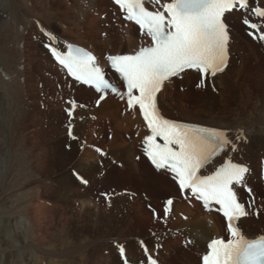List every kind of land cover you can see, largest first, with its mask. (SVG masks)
I'll return each mask as SVG.
<instances>
[{
	"label": "rangeland",
	"instance_id": "374dc122",
	"mask_svg": "<svg viewBox=\"0 0 264 264\" xmlns=\"http://www.w3.org/2000/svg\"><path fill=\"white\" fill-rule=\"evenodd\" d=\"M26 1L24 5L27 4L31 15L24 17L26 7L22 11L20 0H0L3 10L0 12V34L15 31V53H20L15 56L14 63H7L6 49L3 52L0 48V264H35L36 261V264H78L72 261V253L67 256L68 263L61 253L56 254L65 249L60 244L65 233L71 245L74 242V245L84 246L82 253L77 249L78 257L74 254L75 259L83 258V264H150L149 256L160 259L163 264H179L180 256L174 255L180 254L182 248H191L187 246L186 235L172 241L178 230L173 228L174 236L169 233L173 222L180 217L178 214L170 217L165 212L166 207L169 209L165 199L181 196L172 173H168V178L175 189L167 192L161 186H153L148 191L149 197L146 185L135 178L138 174L125 168L124 157L129 147H133L139 157H146L143 142L137 140L134 129L114 114L113 109L96 108L105 100L100 98V91L88 102L75 92L77 99L69 95L71 86L65 76L60 81L61 76L54 72L49 45L64 50L69 41L79 40L76 28L69 32L70 35L66 33L76 23L69 15L73 11L67 8L81 9L82 0ZM102 2L108 5L110 0ZM44 12L52 17L48 23L42 19ZM91 15L92 12L85 24L91 22ZM120 18L119 13L115 14L112 21L124 33L125 25ZM26 22L28 29L21 32ZM249 28L245 25L243 36L257 41L260 34H252ZM48 33L54 34L57 40H50ZM89 33V29L80 33L83 44L90 46L88 40H91L100 52L106 53L108 50L101 41L107 35L100 40ZM20 34L23 40L18 38ZM133 35L134 43L129 39H123V43L117 40L112 49L136 50L140 41L135 40L138 39L136 32ZM10 38L12 35H5L3 40L8 50L13 47V43L10 46L7 41ZM259 51L264 55L260 48ZM236 61L240 60L234 59L232 66ZM251 64L249 60L246 66L250 68ZM249 68L243 73L244 80L250 75ZM104 69L111 79V66L105 65ZM174 82L160 97L173 117L186 118L190 111H196L201 102L208 100L211 92L218 93L216 87L199 78L197 71L190 79L184 73L179 74ZM108 93L116 95L111 89ZM69 109H72L71 116ZM118 113L125 115L121 105ZM137 155L134 159L142 163ZM256 155L258 153L254 157ZM142 166L140 164V168ZM254 172L256 176L259 174V171ZM255 178L256 187L264 189L260 181L256 184ZM242 189L247 205L254 206L250 188L247 190L243 185ZM135 190H139L137 196ZM9 218L12 220L8 234L5 227ZM181 218L188 220L185 214H181ZM11 241L17 247H12ZM190 255L198 261L193 253Z\"/></svg>",
	"mask_w": 264,
	"mask_h": 264
},
{
	"label": "bare ground",
	"instance_id": "6f19581e",
	"mask_svg": "<svg viewBox=\"0 0 264 264\" xmlns=\"http://www.w3.org/2000/svg\"><path fill=\"white\" fill-rule=\"evenodd\" d=\"M25 1L26 0H20V6L22 11L24 7H26L24 9V17H27L28 15H31V11L29 14V8H27V4L24 5ZM102 1L103 0H82L81 2H83V5H80L81 9L68 7V10L71 9L73 11L72 14H69L70 18L72 17V22L76 23L73 24V28H70L66 33L68 35L69 32L73 31L76 28L79 40L69 41V43L66 44L64 50L60 49L57 45H53V47H57L64 52L67 51L68 44L77 45L83 47L84 49H87L96 57V64L102 68L103 72L106 74V77L109 78L106 70L104 69L105 65L111 64V62L107 58L109 56L115 55L132 54L135 51H127L126 49V51L120 52L115 50L117 47L112 49V47L116 46L117 40L123 43V39H129L130 42L134 43L135 41L133 42V33L136 32L138 35V39L135 40H137V42L138 40L140 41V44L136 50H138V48L141 46H149L152 41L146 33L141 34L139 25H137L134 21L125 19V12L119 5L114 2V0H110L108 5H105V2L103 4ZM167 2H170V0H160V5H154L150 2V0H144L145 7H148L150 10H156L158 8L161 11L164 10L161 5ZM247 2V8L241 9L237 7L225 14V22L228 24L230 33V39L227 45L229 59L225 69L222 72L217 73L215 76H204L198 72L199 78L201 80L208 81L210 86L216 87L215 91L218 93L211 92L212 95L208 98V100L205 99L204 102H201L198 109L194 112L190 111V114L186 115V118L173 117L171 116L172 112L168 110L169 108L164 105L160 97L163 96L166 92L167 86L174 82V80L177 78V76H174L165 81L161 91L157 94V102L160 113L166 119L175 120L185 124H195L202 127L217 128L226 131L227 137L232 141V144L224 146L222 151L218 152V154L214 157L212 163L206 165L205 168L202 169L200 174H209L212 170H214V168L219 167L221 164L229 160H231V162L233 163L242 164L248 168V172L244 175V182L234 185V190L237 193L238 200L245 205V211L247 212V215L240 217L238 220L234 221V224H237L239 226L245 237L256 238L264 235V189H258L253 183V179L256 176L254 170L259 171V174L255 178L256 184L258 183V181H260V186H264V55H262L259 51L260 48L264 54V40L257 38V41H253L252 39L243 36L242 32L245 27V25L243 24V20L245 18H248L251 23L264 24V18H260L254 13L255 8H264V0H247ZM1 11L3 10L0 8V12ZM90 12H92L91 22L89 24H85ZM64 13L68 14L65 11ZM118 13L121 16L120 19L122 25H125L124 33H121L119 26L114 24L112 21V18L115 16V14ZM50 18L52 17L47 12H44L42 14V19L46 23L50 22ZM79 20H81V22H79ZM27 24L28 22L23 24V28L20 27L21 32L28 29ZM18 26H20V24H18ZM83 29H89L90 33L94 34V36L96 37L95 39L101 40V36L107 35V37H105L103 39V42L101 41V43L105 44V47L108 51L106 53L100 52L101 49L99 51V49L96 48L91 40H88V43H91L90 46L83 44L84 42L82 41L84 38L80 35ZM249 30L252 31V34H260V32H264V27H261L259 30H253L250 27ZM14 32L8 30L7 32L0 34V48L1 50H3V52L4 49H6L5 59H7L8 57L7 63H14L15 56L20 55V53H15L14 41L15 39H17V34H15ZM5 35L7 37H10L12 35V38L7 40L10 41V46L11 43H13V47L9 48L10 50L6 48L3 42ZM20 35L21 36H19L18 38L22 37L23 40V34ZM243 42H245L248 46H245ZM109 48H111L113 52H110L111 49ZM48 52L51 62L55 64L54 72L58 77L61 76L60 78H62L60 79V81H63V76H65V79H67L68 81V86H71L72 93L69 92V95L76 97L75 92H78L77 94H79V96H83V98L85 99L87 98V102L89 99L91 100L90 97L93 96L97 90L89 85L82 84L79 81L71 78L67 73L65 67H63L59 63V61L55 59L50 49ZM235 52H237L239 56H237ZM236 58L240 61H236L235 65L232 66L233 60ZM249 60L253 62V64H251L252 67L250 68L246 66ZM239 62L240 65L237 64ZM248 68L251 69L250 75L247 80H244L242 76L244 71H246V69ZM195 72L196 70L188 69L181 72L180 74L184 73L186 74L187 78L190 79L193 77V75H195ZM110 81L111 84L116 86L118 92H116V95H113L111 93H108V89L106 91L107 96L105 100L97 105L96 108L98 110L106 108L113 109L115 112L114 114L119 115V117L122 118V121L125 122L129 126V128L134 129L137 140L143 142L144 137L151 134L150 129L147 127V124L143 119V115L139 109V106L137 105L135 107L129 108L127 104V96L125 95L123 98H121L120 93H126L125 84L121 76L116 73L112 67ZM62 92L68 95L67 92L64 91V89L62 90ZM180 100L182 101L183 98ZM172 101L175 102L173 98ZM125 102L126 104L124 105ZM120 105L122 106V113H125V115L123 116H120V114L118 113ZM77 113H80V110H77ZM145 148L146 146L143 142L142 149L144 154L146 155ZM127 152V156L124 157L126 171H129L131 169L133 173L138 174L137 177H134L137 180L141 181V183L146 185L145 192L148 193L149 197L151 194L148 191L150 189H153V186H161L167 192L175 189V186L168 178V173H170V170L168 171L167 169L163 168L157 169L156 166L149 161L147 156L145 158L139 157L133 147H129V149H127ZM257 153L258 155L254 157V155ZM135 155H137V160H141L142 163L136 162V160L134 159ZM140 164H143L141 168ZM171 175L174 177L173 173ZM243 185L246 186L247 190L250 188V195L252 197V203L254 204V206L247 205V203L245 202L246 194L243 192ZM254 186L258 190H256ZM136 190L135 195L137 196V192L139 190L137 192ZM177 190L178 194L181 196L175 198L174 196L170 197L173 201V204L169 205V209L166 212V215L171 217L174 216V214H178L180 217L173 222V227L172 229L170 228L169 233L174 236L175 234L172 232L173 228L178 230L177 235L173 237L174 239L172 241L177 240L176 237H179L180 235H186L185 237L188 239L187 246L191 249H188L187 247L182 248L180 254H175L174 256L178 255L177 258L180 256L178 260L179 264H202V256L209 250L207 248V245L211 239H229L227 220L224 217L223 213L219 210V206L214 202L205 207L203 202L193 194H191L189 191H182L178 186ZM145 192L143 191L142 193ZM139 197L141 198L140 194ZM168 200L169 198H166L165 203ZM180 201L181 203H178ZM181 214H185V217H187L186 219L188 220L182 219ZM12 219H14V217ZM11 220L10 218L7 220L5 227V231L8 234L10 233L9 223L11 222ZM15 221L17 222L18 220L15 219ZM25 221L28 220L25 219ZM169 223L167 224V226L169 225ZM31 226L33 227V225ZM31 226L29 225L30 228ZM67 235L68 234L65 233V236L62 235L63 238H60V244L63 245L65 249L58 251V253L56 254L61 253L64 257H66L65 261L67 262V256L72 253V255H70L72 257V261L74 263L77 262L78 264H83V258H75L78 257L77 249L80 253H82V249H84V246H82L81 244L78 245V243L77 245H74V242L71 245L69 242L70 240L68 239L69 236L66 237ZM224 236H226L227 238H225ZM10 243L12 247L16 246L14 241H11ZM171 244L173 245V243H170V245ZM170 245L168 244L167 248H169ZM191 253L195 255L198 261L196 259H193L192 255H190ZM74 254L76 256L75 258ZM1 256L2 254H0V259ZM156 260L158 264H163L160 259Z\"/></svg>",
	"mask_w": 264,
	"mask_h": 264
},
{
	"label": "snow or ice",
	"instance_id": "6c2138e0",
	"mask_svg": "<svg viewBox=\"0 0 264 264\" xmlns=\"http://www.w3.org/2000/svg\"><path fill=\"white\" fill-rule=\"evenodd\" d=\"M114 2L125 12V19L139 25L141 34L146 33L152 41L132 54L107 58L126 84V93H120L121 98L127 96L129 108L139 106L150 129L151 134L143 141L147 156L157 169L170 170L180 189L191 191L205 207L212 202L218 205L227 220L229 239H211L207 245L209 250L202 256V264H264V235L247 238L234 224L247 215L234 185L244 182L248 168L229 160L209 174H200L224 146L232 144L226 131L166 119L157 102V94L165 81L186 69L204 76H215L224 70L230 39L225 14L237 7L247 8V0H170L161 5L163 11L150 10L145 7L144 0ZM150 2L160 4V0ZM254 13L264 18V8L257 7ZM243 23L253 30L264 27V24L251 23L248 18ZM48 36L52 41L57 40L52 33ZM259 39L264 40V32H260ZM49 47L59 63L77 80L94 84L100 92L108 89L118 92L115 85L104 79L91 52L73 44L67 45L66 52L51 44ZM71 114L72 109H69V116ZM69 135H72L71 124ZM158 137L163 139L162 143L157 141ZM172 204L171 199L166 202V205ZM120 251H124L123 247ZM151 264L158 262L151 259Z\"/></svg>",
	"mask_w": 264,
	"mask_h": 264
}]
</instances>
